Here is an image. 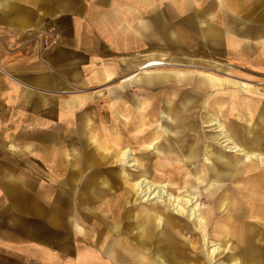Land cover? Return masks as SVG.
<instances>
[{"label":"crops","instance_id":"obj_1","mask_svg":"<svg viewBox=\"0 0 264 264\" xmlns=\"http://www.w3.org/2000/svg\"><path fill=\"white\" fill-rule=\"evenodd\" d=\"M48 26L60 32L61 39L38 57L26 49L23 40L28 38L29 30ZM182 41L190 48L192 45L193 51L196 47L203 52L218 49L213 53L233 57L234 81L244 82L246 88L264 85V0H0V68L6 71L0 73V264H120V259H110L100 250L112 232L114 218L125 215V180L111 156L112 137H123L141 121L144 126L151 124L147 118L162 121L163 112L181 117L190 110L191 103L209 91L212 94L205 100L207 111L199 116L200 121L211 116L208 113L218 105L223 112L226 96L229 104L235 105L231 107L234 112L242 113L246 124H250L246 117L258 113L260 90L246 93L248 89L229 84L209 86L191 74L183 79L158 72L151 79L143 73V66L150 61L169 65L164 54L144 62L128 61L133 49H137L133 55L140 58L138 49L148 42L179 50ZM7 48L16 51L7 53ZM210 65L199 62L195 66L214 73L221 69L218 64L219 69ZM118 74L117 82L109 88L110 129L93 125L87 117L81 119V127L70 142L75 145L69 152L64 148L68 145L65 140L35 144L24 138L35 134L36 100L40 104L47 97L58 98L67 87L102 84L116 79ZM221 74L227 75L223 71ZM169 83L187 85L190 90L176 87L165 90L167 93L154 92ZM236 88H241L242 94ZM238 93L244 95L241 100L235 99ZM212 100L217 101L216 105ZM81 101L80 96H73L65 104L76 106ZM185 103L187 109H181ZM127 106L143 107L147 117L127 125V119H133ZM185 115L189 116L187 121L197 120L190 112ZM220 115L225 119L223 113ZM47 118L53 119V115ZM192 129L195 130L190 127L176 131L178 144L170 145L162 134L158 147L166 154L164 163L176 162L171 151L181 161L197 165L205 162V157L214 161L211 151L217 150L233 161L241 159L239 153L227 156L225 152L229 151L221 144V148H209L205 143L210 141L206 139L208 134L202 133L200 127L195 134H203V138H183ZM44 130L39 129L38 134L45 135ZM247 133L243 131L242 139L248 150H257L248 145L249 138L264 145L262 133ZM20 139L26 141L20 143ZM122 141V146L128 142L125 138ZM35 152L42 153L40 161L48 167L51 184L55 180L61 185H57L55 193L50 188L45 190L41 180L29 174L30 164L23 158ZM200 158L202 162H198ZM56 199L58 202L52 204ZM64 201L67 206L65 203L62 210L60 203ZM167 261L191 263L190 259Z\"/></svg>","mask_w":264,"mask_h":264},{"label":"bare ground","instance_id":"obj_2","mask_svg":"<svg viewBox=\"0 0 264 264\" xmlns=\"http://www.w3.org/2000/svg\"><path fill=\"white\" fill-rule=\"evenodd\" d=\"M163 65L165 63L162 61H150L143 66L145 67L143 73L151 77V79L154 77L153 73L158 72L169 73L168 75H175L183 79L189 78L185 71L149 69ZM197 76L202 83L205 82L209 86L221 84H229L241 88H246L247 86L241 81L228 80V76L226 78L206 72H200ZM215 102L217 101L212 100L213 105H216ZM187 105V103L183 104L182 109H187ZM126 109L127 111L131 110L133 114V119H127V125L136 121L139 123L144 117H147L142 110L143 107L132 109L127 106ZM220 109V105L215 108V111L212 109L208 113L211 116L208 115L201 122L198 120L187 121L189 116L187 115L186 117V112L181 113L183 115L181 117L178 116V118L163 112L161 114V117L165 119V123L162 125L163 132L170 145L173 143L178 144L177 142L180 139L177 136V130L179 128L190 130V127H192L198 131L201 123L205 122L207 126H213V134L206 136V139L219 145L221 144L229 152L241 154V159L233 161L225 157L222 154L223 152L217 150L218 153L211 151L215 158L214 161H210L208 157H205V162L197 165L191 163V161L178 160L180 157L171 151L170 153L181 163L174 161L167 164L163 162V159L166 158L165 152L157 147L159 145L156 137L158 135L157 132L151 138L148 146L145 144L148 151L153 149L154 146L152 147V144L155 146L157 144L155 147L159 155L157 159L161 161L153 165L152 161L149 162L148 160L145 162V158L141 156V153L136 156L129 147L118 149L120 143L117 136L118 140L113 153L114 161L117 164H121L122 176L136 195L135 203H145L147 206L140 204L133 215L134 220L137 222L136 233L138 234L133 233L126 240V237L121 233L119 234L120 236L107 243L108 245L106 244L103 248L110 259H129L130 262L136 259V261H139L138 264H145L147 259H157V264H169L165 259L207 258L213 261L211 259L212 256L217 255L222 249L220 243L218 245L214 240L207 239L208 237H206L204 230L209 220L210 212L213 210L212 212L215 213L216 209L221 206V201L216 200L215 197L208 200L206 196L209 193L207 195L205 193L210 186L214 185L217 189L221 184L224 185L221 187L222 191H224L221 195L222 200L232 199L233 197H235V200H231L226 205V210H228L226 214L228 215L224 217L225 222H215L213 224L215 233L212 236H217L222 240V243L225 241L234 242L231 243L233 251L227 252L228 254L224 256L225 258H231L229 264H264V229L261 227L264 226V145L260 144L257 139L249 138L248 145L254 146L257 150H248L243 143L242 129L236 131L233 127L226 125L224 118L218 113H223ZM140 118L141 120H139ZM150 119L152 118H147V121L150 122ZM149 125L151 124L148 123L144 126V122L141 121V123L135 125V134L133 132L131 135L125 133L128 142H132L135 138L138 139V136L150 127ZM132 130L134 131L133 127H131L130 131ZM195 130L192 129V133L195 134ZM187 136L188 134L184 133L183 138ZM200 138L197 137L196 140ZM139 142L142 143V140L140 139ZM261 146L263 147L261 148ZM126 166L133 167L136 172L128 171L125 168ZM152 166L155 167V171ZM189 169H192V171L189 172ZM158 170L161 172L158 173ZM208 173L212 174L211 181ZM194 188L198 190V194L194 193ZM227 189L229 193L226 192ZM200 193L205 194L204 198H206V201H212L213 206L216 208L209 207L206 211L203 209L204 212L196 208L194 202L199 200ZM243 223H246V225L244 226ZM119 227L120 224L111 226V231L114 233L113 236L117 235L120 230ZM196 231H199L200 235H197ZM190 232L192 238L185 237L186 233ZM242 243L241 255L239 259H234L236 253L240 251L236 248V245L238 246ZM208 244H210L211 249L206 252L210 256L207 255L206 257L204 249L207 248ZM147 251L150 252V257L147 256ZM205 262L202 264L212 263ZM215 264L227 263L217 262Z\"/></svg>","mask_w":264,"mask_h":264},{"label":"rangeland","instance_id":"obj_3","mask_svg":"<svg viewBox=\"0 0 264 264\" xmlns=\"http://www.w3.org/2000/svg\"><path fill=\"white\" fill-rule=\"evenodd\" d=\"M150 10V9H148ZM28 38L26 40H23V44L25 45L26 49L29 52L35 53L38 57L41 55L42 51L48 48H51L57 44H59L60 39H61V34L60 32L56 31L54 27H46L45 29H40V30H29V36H27ZM181 49H176V47H172L168 44L166 45H150L149 42L148 44H145L144 47L141 46L139 52H141V57L138 58L137 56L133 55V51L137 50V49H133L132 50V55H130V59L128 60L129 63H131L132 61H135L136 59H141L143 62L147 61L151 58H160L161 54L165 55V62L169 63V65H164L161 67H157V68H167V69H173V70H180V71H185L186 74H193V75H198L200 72H206V73H211L214 74L216 76H228V80H235L234 76V58L233 57H225V56H220L218 54H215L213 52H217L218 49H211L209 51H201L198 50L196 45H194L196 48L193 51V47L191 45V48L186 46V44L183 43V41L180 44ZM8 52H15L16 50L14 48H7L6 49ZM5 51V50H4ZM6 52V51H5ZM210 52V53H209ZM213 53V54H212ZM192 62V63H189ZM199 62L205 63V64H212L210 65L211 67H215L217 69H219V67H221V69L219 70V72L217 73H222L223 74L226 73L227 75H219L217 73H214L212 71H207V70H199L200 67H197L195 65H199ZM128 63V64H129ZM218 64L216 67V64ZM221 64V65H220ZM178 65V66H177ZM225 65H227L228 67L226 68ZM5 70L2 68H0V73H5ZM121 74H118L116 79H112L111 81H104L98 84H94V83H86L85 85H83L82 87H67L66 89H64V93H62L58 98L53 97H47L42 103L39 104V102H35V107H36V112H35V120H34V127H35V134L34 136H28V137H24L26 139H28V141L34 142L35 144H40V142H49L51 140H53L54 142L57 143V140L59 139L61 142L63 140L66 141V143L68 145H66V147H64L65 149H67V151L69 152L71 150V148H73L70 142L74 139L76 132L78 131V129L81 127L80 126V120L87 117L89 118V120H91L93 122V125L97 126V127H105L107 129H110L112 126V114L111 112L107 109V105L108 103H110V99H111V95L109 94V88L111 86H113V84H115L117 81V79L119 78ZM227 78V77H226ZM238 81V80H237ZM180 88L182 90H187L189 91L190 87L187 85H179V84H175V83H169L166 85H164V87H160L159 90H161L159 92L158 91H154V92H158L157 94L160 93H167L168 91L165 92V90H169V89H173V88ZM260 88V89H259ZM259 88L257 87H252L249 85V89L248 88H244V89H248V91H245L246 93H254V92H258V90H260L259 92H261L260 94H257L258 99H259V104H257L258 106V113L252 114V115H257L256 118L251 119L249 115V117H246L249 120L250 124L247 125L245 122V119L242 118L243 114H237L234 112V110L231 108L233 107V105L229 104V97L227 98L226 96L224 97L225 101H224V106L222 108L223 110V114L225 116V122L227 125H234L237 126L238 128L242 129L244 128V133L245 131L248 132L247 135H252L255 132H259L262 133L264 135V85H259ZM192 89V88H191ZM236 91H238L239 93L242 94V92L239 89H235ZM229 91V88H228ZM243 91V90H242ZM206 93V92H205ZM238 93V94H239ZM211 95V91L207 92L205 94V97H202L199 99L198 102H193L189 105L190 110L187 111V113H192L193 116H196V119L200 121L199 116L201 114L206 113V108L208 105V102L206 103V99L211 97L208 95ZM236 95L235 99L241 100L242 97H244V95ZM73 96H80V99L82 100L80 102V104L76 105V106H71L69 104H65V102L68 100V102L70 103V99ZM163 100L165 99L164 96H162ZM58 99V100H56ZM234 99V100H235ZM263 99V100H262ZM258 101V100H257ZM263 101V102H262ZM66 105V107H65ZM159 105H162V103H159ZM181 109L183 108V105L180 106ZM161 108H158V113L160 112ZM186 112V111H185ZM184 112V113H185ZM49 113V114H48ZM208 113V112H207ZM52 114L53 115V119H49L47 118L48 115ZM222 114V113H219ZM45 118H42L44 117ZM58 116V119L56 120L55 117ZM222 116V115H221ZM238 116V117H237ZM263 116V117H262ZM162 118V117H161ZM162 121H155V119H150L151 125H149L150 127L147 128L146 131L142 132L140 136H138L139 138H135L132 142H127L126 145L122 146L121 143L123 142L122 139L126 138L125 135L123 137H118L119 139V148H126L129 147L132 150V153H134L136 156H138L141 153V156H143L145 158V162L149 160L153 162V165L156 164L157 162H160L161 160L157 159L159 158L158 152L156 151L155 147L156 146L154 144H152L153 149L148 151L145 144L148 146V143L150 142L151 138L155 136V134L158 132V135L156 136L158 139V142L163 139V136L165 135V133L163 132L162 129V124L165 123V119H161ZM158 124V125H157ZM161 124V125H160ZM137 125V124H136ZM206 125V124H205ZM134 126V125H133ZM207 126V125H206ZM242 126V127H241ZM213 126H208V127H201L200 126V131L204 134H210V132H212L213 130H209V128H212ZM45 128V132H49V134L47 135V133L45 135H39V129H43ZM199 131V129H198ZM133 132V134H135V129L134 131H128L127 133H130L128 135H131ZM55 133H60V135H57ZM163 134V136H162ZM195 136V139L197 137H199V135L194 134L192 132H190L188 134V136ZM188 136L186 137V139L188 138ZM202 137V135H201ZM113 139L111 140V145L113 147V153H114V148H116V144H117V137H112ZM26 139H20V143L25 142ZM127 139V138H126ZM140 139L142 140V143H140ZM128 140V139H127ZM27 141V142H28ZM239 141V140H238ZM183 143H185V140L183 141ZM209 148H221L219 144L215 143V142H205ZM78 144V143H77ZM158 147V146H157ZM204 152V151H202ZM112 153V157L114 156ZM176 154V153H175ZM225 154L227 156H233L236 155L233 152H225ZM166 155V154H165ZM42 153L39 152H35L34 155L29 154V157H25L23 159H28L27 162H29L30 164V169H29V174L30 175H35L36 178H39L38 180H41L42 185L44 186L43 188L46 190L48 188H50L49 190H51L53 193H55L57 191V185L58 183L54 180L53 183L51 184V182L49 181V174H48V167L45 165V163L41 162L40 160L42 159ZM34 159V161L32 160ZM39 159V160H38ZM176 160V159H175ZM180 160V159H178ZM176 160L177 162L181 163L180 161ZM26 162V164H28ZM198 162H202L201 158L198 160ZM117 163V162H116ZM121 164H117L118 168H119V174L122 175V171L121 169ZM34 166V168H33ZM153 167V166H152ZM258 167L261 169V167L258 165ZM126 169H128V171L130 172H136L135 169L133 167H129L126 166ZM258 168V169H259ZM32 169V170H31ZM134 169V170H133ZM20 170V169H19ZM28 170V169H27ZM35 171V173L31 171ZM153 170L155 171V167H153ZM192 171V169H189V172ZM161 171L158 170V173H160ZM209 180L211 181L212 178V174H209ZM35 178V179H36ZM60 179V178H59ZM36 181V180H35ZM205 184V183H204ZM209 184V183H208ZM241 185V184H240ZM59 188L61 187V185H58ZM220 187H218L216 189V187L214 185L210 186L208 185V189L206 191V195L207 193L211 192V195H205V194H199V200L197 202H194V206L196 208H198L200 211L204 212L206 211L207 208L209 207H213V203L212 201H208L209 199L215 197L216 200L221 201V206L219 207V209H216L215 213H213L212 211L210 212V215L208 216L209 220L207 221V225L205 228V234L206 237H208V240H214V242H217V244L221 246V251H219L217 253V255L212 256V260L210 261L209 259H190V264H202L203 262L205 263H211V264H215L217 262L219 263H227L229 264L231 262V258H225L224 256L226 254H228L227 252H231L233 251L232 249V245L231 243H234L233 241H225L224 243H222V240H220L217 236H212V234L215 233L213 224L215 222H222L224 223V217L228 214H226L228 212V210H226V205L229 204V202L231 200H235V197H233L232 199H224L221 197L222 193H224V191H222V188L224 185H219ZM125 189L124 192L126 193V197H125V215L124 216H120V217H115L114 219V224H120V230L117 233V235H114V233L110 232L108 233V238L105 239V244L109 243L110 241L114 240L115 238H117L118 236H120L119 234H123L126 237V240H128L129 237H131L130 235H133V233H136V229H137V222L134 220L133 215L136 212V209L139 208L140 204H144V206H147L145 203H135V197L136 195L133 193V190L131 189L129 183L127 181H125ZM217 191H216V190ZM132 190V191H131ZM194 193L198 194V190L197 189H193ZM214 192V193H213ZM229 193V190L227 189V191ZM227 194V193H226ZM206 196V198L208 199L206 201V198H204ZM212 196V197H211ZM231 198V197H230ZM58 199V198H57ZM54 200L52 204H55L58 202V200ZM62 198H60L61 200ZM48 203V201H46ZM123 202V201H122ZM65 203L67 206V202H62L60 203L61 205V209L64 210L63 207H65ZM69 203V201H68ZM208 206V207H207ZM217 206V205H216ZM219 206V205H218ZM204 209V211H203ZM105 214V213H104ZM230 214V213H229ZM65 216V213L63 215V218ZM256 218V217H255ZM184 220V218H183ZM253 221H255V219H253ZM244 224V223H243ZM246 225V223L244 224V226ZM251 225V224H250ZM252 226V225H251ZM67 227L71 230L73 229V227L70 224H67ZM264 229V226H261ZM86 230L89 231V227H85ZM72 231V230H71ZM197 235H200L199 231L195 232ZM138 234V233H136ZM70 235V233L68 234ZM185 237L188 238H192L191 232L190 233H186ZM135 239V238H134ZM222 243V244H221ZM100 247V250L105 254L106 257H108V253L104 252V247L105 246ZM109 246H111L109 244ZM236 248H238L240 251L238 253H236V257L234 259H239V256L241 255V250L243 249V243L240 245H236ZM211 246L210 244H208L207 248L204 249L205 253H206V257L207 252L210 251ZM228 249V250H227ZM207 251V252H206ZM238 251V250H237ZM147 256L150 257V252L147 251ZM223 254V255H222ZM210 256V255H209ZM229 259V260H227ZM167 260V259H165ZM215 260V261H214ZM135 261L130 262L129 259H120V264H133ZM138 262V261H137ZM157 264L158 261L157 259H147L146 264Z\"/></svg>","mask_w":264,"mask_h":264}]
</instances>
